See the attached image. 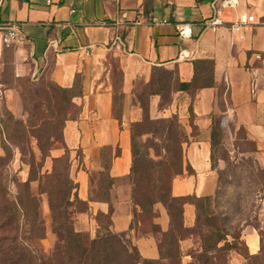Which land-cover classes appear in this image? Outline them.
Segmentation results:
<instances>
[{"label":"crops","instance_id":"crops-1","mask_svg":"<svg viewBox=\"0 0 264 264\" xmlns=\"http://www.w3.org/2000/svg\"><path fill=\"white\" fill-rule=\"evenodd\" d=\"M222 3L223 0H0V20L19 23L27 36L25 44L8 46L0 32V64L10 51L19 76L42 75L50 70L54 82L63 87L73 86L76 76H82L83 96L75 99L81 113L64 127L71 177L77 183L79 198L89 204L87 211L77 213L76 230L94 238L101 228L98 216L110 215L112 231L129 247H136L143 259H160L157 236L131 228L129 182L132 125L143 119L139 95L150 83L154 70L172 72L179 83H189L196 71L203 75L204 61L213 62L210 79L214 85L197 90L174 89L166 105L161 94L150 95V117L177 116L186 136L183 172L172 182L174 196L216 194L219 174L212 162V129L217 117H222L229 127L231 123L244 130L246 139L253 144L247 155L264 167V0H238L233 7ZM242 16L250 20L240 25ZM216 18H221L222 24L207 26ZM177 23L192 25L193 35L180 37ZM90 49L93 52L87 53ZM116 69L121 71L119 86ZM4 93L10 110L22 114L17 91L7 88ZM116 94L121 119L114 115ZM78 149L82 152L80 160L75 156ZM108 149L112 150L110 154ZM63 153L56 149L52 156ZM104 163L109 164L114 179L109 201L96 197ZM94 173L97 177H92ZM156 209L158 215L153 223L168 231L171 219L167 209L162 204ZM196 219L195 204L187 202L185 227L193 228ZM242 239L250 253L260 250V235L253 225L244 226ZM201 244L194 235L180 241L182 264H201L192 255ZM244 262L242 255L233 251L226 264Z\"/></svg>","mask_w":264,"mask_h":264},{"label":"trees","instance_id":"trees-1","mask_svg":"<svg viewBox=\"0 0 264 264\" xmlns=\"http://www.w3.org/2000/svg\"><path fill=\"white\" fill-rule=\"evenodd\" d=\"M203 64V75H200L196 71L194 80L189 83H179L176 80L177 84L175 83L171 87L170 92L172 93L174 89L197 90L207 85H214V80L210 79L213 72V62L204 61ZM198 65L199 63L196 64V70ZM166 74L170 75L172 72L154 70L150 83L146 86L144 92L139 95L140 105L143 108V119L132 125L133 165L129 176L132 184V229L140 233H147L148 231L141 230L138 226L139 223H142L140 213H145L153 220L158 215L156 209L158 204H162L170 215L171 224L168 231H163L159 225L154 223L150 230L158 238L160 259H143L136 247H129L118 234L112 231L110 215L100 214L98 216L101 228L94 238L90 237L87 232L76 230L70 207L74 203L82 205V208L78 212H84L88 210L89 204L87 201L80 199L77 194V183L70 173V151L63 139L64 147L69 154L55 158L53 171L51 174L48 173V176L56 179L54 189L49 191L52 227L53 232L58 238L51 252H41L33 244L35 239L41 240L46 237L44 222L40 212V200L31 187V183L37 179L33 178V172H31L30 178L26 182H19L18 193L13 195L10 191V179H8L3 171L5 159L3 156H0V264H138L140 262L144 264H182L180 241L195 233L200 236L202 244L201 249L197 253L195 251L192 252V255L199 259L201 264H226L233 251L242 255L245 260L244 264H264V227L250 222L248 218L242 224L240 223L241 221L235 224L233 219L228 216L219 219L215 215V211L210 208L217 198L220 197L221 176L219 177L218 190L214 196H174L172 194L173 179L183 172V143L186 139L184 133V140L178 143L177 135L171 132L174 124L171 126L172 130L170 131L169 129L166 133V136L169 138L166 140L169 142H164L170 152L174 151L178 155L176 160L172 161V163L176 162V168L171 172L174 175L170 181V187L164 189L157 184H153L152 191L143 193L145 190L139 182L138 177V154L135 146V132L145 121H162L161 119L154 120L150 117L149 99L153 93H159L162 95V98H165L163 94L164 90L167 89L169 92V84L163 79V76H167ZM164 81L165 84H163ZM48 85L51 89L45 90L44 81L35 83L30 79H26V89L22 92L23 105L30 116L32 125H35L38 123L37 114L39 113V108L44 103L46 105L55 101L61 115V122L56 133L59 131V137L64 138L66 122L70 119H77L81 113V106H79L78 116L70 117L67 115L71 107L78 106L75 99L83 96L82 76L78 74L71 87H63L53 82H50ZM114 115L121 119L122 110L119 106V94H116L115 97ZM173 119L177 123H180L177 116H173ZM221 122L222 117H217L214 120L212 129L213 165L216 146L215 136L217 132L223 130ZM144 131L158 133L160 129H143L141 133H144ZM162 131L165 133V129ZM14 133L12 135H17L14 136L17 139L21 137L22 130L19 128ZM0 138L2 145L6 146L3 142L1 131ZM109 169V164L104 163V170L100 173L99 187L96 195L98 199L105 201L110 200V188L114 184V179L110 176ZM260 171L258 178L264 186V169ZM259 190L264 195V187ZM187 202L194 203L197 208V219L193 228H187L184 225V206ZM101 216L103 218H100ZM247 224L253 225L260 235L261 247L255 254L249 252L246 241L242 239V231ZM25 231L26 243L23 238Z\"/></svg>","mask_w":264,"mask_h":264},{"label":"rangeland","instance_id":"rangeland-1","mask_svg":"<svg viewBox=\"0 0 264 264\" xmlns=\"http://www.w3.org/2000/svg\"><path fill=\"white\" fill-rule=\"evenodd\" d=\"M116 72V86H119L121 84V71L116 69ZM166 75L163 76V79L169 84V92L167 89L163 92L165 95V98H162L163 105L169 103L172 94L170 92L171 87L175 84V80H177L173 73ZM26 79H30L35 83L44 81L45 90L51 89L48 85L50 82L56 83L51 78L49 70L42 75H17L13 54L10 51L6 52L4 60L0 64V88L2 89V94H0V131L2 132L3 142L6 146L2 145L3 153L0 156H3L5 159L3 171L8 179H10V191L13 195L18 193L19 182H26L30 178L31 172L35 176L33 178L37 179L31 183V187L40 200V212L44 222L46 237L41 240L35 239L33 244L41 252L47 253L54 249L58 239L57 235L53 232L52 211L50 208L49 191L54 189L56 179L48 176V173H52L54 159L57 158L52 156V151L59 149L64 152L59 157H63L65 154H69V152L67 153L64 147V138L59 137V131L56 133L61 122V115L55 101L46 105L44 103L39 108V113L37 114L38 123L32 125V121L24 108L22 100V92L26 89ZM165 81L163 84H165ZM7 88L17 91L21 102L22 114H14L8 107L4 98V90ZM77 104V107L74 106L69 109L67 115L70 117L78 116L80 105L79 103ZM159 119L162 121H145L135 132V146L138 154V177L139 182L145 190L143 193L152 191L153 184H157L164 189L170 187V181L174 175L171 172L176 168V162L172 163V161H175L178 155L174 151L170 152L165 143L169 142L166 140L169 139L166 133L169 129L170 131L172 130L171 126L173 124L171 132L177 135L178 143L184 140V129L173 117ZM221 126L223 130L217 132L215 136L216 146L214 151V167L218 170L219 177L221 176V193L220 197L217 198L210 208L215 211V215L219 219L228 216L233 219L235 224H238L240 221L242 224L248 218L250 222L264 227V195L259 190L264 186L258 178V173L264 167L260 166L252 156L247 155V152L253 149V144L246 139L244 130L236 128L231 123L229 127V124L227 125L223 121ZM19 128L22 130L21 137L15 139L14 136L17 135L12 134H15L14 131ZM149 128H152V130L158 128L160 131L158 133L152 131L141 133L143 129L148 130ZM164 129L165 133L162 131ZM111 151L108 149L106 152L110 154ZM75 156L76 159L80 160L82 157L80 149L76 151ZM177 167L179 168V166ZM95 176L97 177L96 173L92 175V177ZM129 182L131 184L130 180ZM24 191L26 192L25 189ZM80 208H82V205H77L76 203L70 207L74 224L75 217L79 213L78 210ZM140 215L142 223H139L138 226L141 230L150 231L153 227V220L145 213H140ZM100 218L103 217L101 216ZM194 236L201 240L200 236L196 233ZM23 238L26 243V231L23 233ZM198 250L195 252L197 253Z\"/></svg>","mask_w":264,"mask_h":264},{"label":"built area","instance_id":"built-area-1","mask_svg":"<svg viewBox=\"0 0 264 264\" xmlns=\"http://www.w3.org/2000/svg\"><path fill=\"white\" fill-rule=\"evenodd\" d=\"M223 6L233 7L238 4V0H223ZM250 20V17L242 16L240 20V25L245 24ZM162 22H167V20H162ZM222 24L221 18H216L212 21L207 22V26H218ZM177 31L182 38H189L193 35V27L190 24L177 23ZM240 27L238 26L237 29ZM0 32H3L4 43L6 45H22L27 41V36L23 31L22 27L17 22H4L0 20ZM93 49L87 51V53H92ZM0 94H2V89L0 88Z\"/></svg>","mask_w":264,"mask_h":264}]
</instances>
